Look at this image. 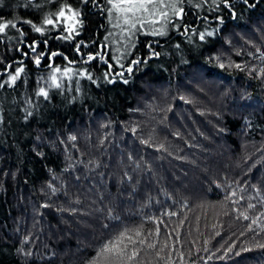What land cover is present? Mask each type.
<instances>
[{
    "label": "trees",
    "instance_id": "obj_1",
    "mask_svg": "<svg viewBox=\"0 0 264 264\" xmlns=\"http://www.w3.org/2000/svg\"><path fill=\"white\" fill-rule=\"evenodd\" d=\"M106 5L0 4V22L19 29L0 33V83L24 69L0 88V264H100L121 232L135 243L111 264H264V0L187 9L179 30L139 35L119 63ZM63 6L81 13L72 40L42 24ZM44 39L73 61L53 68L91 79L57 74L62 88L49 87L48 57L33 62ZM78 41L102 59L83 63Z\"/></svg>",
    "mask_w": 264,
    "mask_h": 264
},
{
    "label": "snow or ice",
    "instance_id": "obj_2",
    "mask_svg": "<svg viewBox=\"0 0 264 264\" xmlns=\"http://www.w3.org/2000/svg\"><path fill=\"white\" fill-rule=\"evenodd\" d=\"M49 3H52L53 0H48ZM56 2H59V0H56ZM78 2L82 5L92 4L93 0H78ZM245 3H247V0H244ZM3 3V0H0V4ZM107 3L111 5V11L114 9L117 13L120 14V16L117 17V20L123 21V24L128 26V34L129 36L135 35V31L137 29V25L140 26L142 29L145 25V21L147 20L148 24H155L157 21L154 19H150V17L153 16H159L163 18L165 21L169 19L167 11H164V9H171L173 12V15L179 16L183 9H180L177 11L176 4L177 0H107ZM230 7V5H228ZM81 13L79 11L73 10L71 6H68L67 12L65 11L64 7H60L58 11L54 13H49L46 15L43 20L42 24L48 26L47 31L49 33L56 31L59 33V35H56L54 39L56 40H72L75 38V36H79L80 32L77 31L78 28H82V21L79 18ZM21 24H27L31 27L32 31L35 33H40L41 35L44 34L45 29L42 27H37L32 23L30 20H22L20 21ZM119 27V23L116 25ZM12 28L19 31L17 28V23L9 20V21H2L0 22V33H4L6 29ZM20 35H23V33H20ZM151 35L156 36H163L166 35L164 31H156L153 30L151 32ZM211 35V33H209ZM52 38V37H50ZM107 39V37H105ZM200 39H204V34H200ZM43 44L45 45L46 51L44 53H36V43L27 45V47L33 52L36 53V59L33 61L34 64L39 65L41 63V58L43 56H47L49 59L48 67L50 69V76H49V87H53L56 89L62 88V83L60 79L58 78L57 74H59L60 77H67L71 79V76L69 75L72 73V75H87L88 79H91V76L86 72H80V73H73L72 69L68 67L67 65H71L73 63L72 60H69L68 57L64 56L62 52H48L47 51V45L48 40L44 39ZM81 45H83L84 48H87L88 45L84 44L83 41H78L75 45V52L77 55H81L82 62L88 63L89 61L96 60L100 57V53L98 52L96 56L93 55H87L86 59L83 58V54L81 53ZM134 47V45H132ZM151 47V45H149ZM155 55H159V53H154ZM24 55H27V53H24ZM53 57H61L65 61H67V65L61 70L59 66L53 68L52 67V58ZM262 60H264V53H261ZM117 63H119V60L117 59ZM132 64H138L140 63L139 60H133L131 62ZM110 68L111 65H108ZM220 67H224L223 64L220 65ZM237 68H240L241 66L239 64L236 65ZM24 71L22 67H18L15 70V75H12L11 73H8L9 79L5 81L4 83H0V88L4 87L5 83L8 84H15L16 80L20 77V74ZM128 72L132 71V68L129 67L127 69ZM262 72H264V69H261ZM105 75H108L105 73ZM127 83V81H124ZM38 96H43L45 99L49 98L48 91L45 90V88L40 87L37 91ZM30 114V113H29ZM70 140H75V136H70ZM147 143V141H145ZM51 191L53 194L56 192L55 188H52L51 185H49ZM235 195V193H233ZM243 198V197H242ZM264 200V198H261ZM249 208H254V204H249ZM245 219H248L247 216L244 217ZM255 223V221H253ZM139 235V233H137ZM128 240L131 243H135L133 241L131 236H128L125 232H121L117 237H115L113 240H110L106 242L102 248L100 249L98 256L101 258L100 264H111L112 258H121L128 252L127 245L124 244V241ZM143 243V241H141ZM123 245V246H122ZM149 247H154V245H149ZM230 250V249H229ZM138 251L133 249L131 251V255L128 256V259H134L138 255ZM238 254V253H237Z\"/></svg>",
    "mask_w": 264,
    "mask_h": 264
},
{
    "label": "rangeland",
    "instance_id": "obj_3",
    "mask_svg": "<svg viewBox=\"0 0 264 264\" xmlns=\"http://www.w3.org/2000/svg\"><path fill=\"white\" fill-rule=\"evenodd\" d=\"M221 1L222 0H177V11L183 9V12L179 16L173 15L170 8L164 9V11H167L168 13L169 19L167 21L159 16L150 17V19H154L157 22L155 24H148L146 20L142 29L139 25H137L138 30L135 31V35L133 36H129L127 30L128 26L123 24L122 19L119 21L117 20V17L120 16V14L114 9L109 11L111 9V5L107 3V31L105 33V37H107V39L104 37V42L109 48L112 59L117 62V59L120 60L130 54L133 49L132 45L135 46L139 35H151L153 30L164 31L167 35L170 32L181 28L183 15L186 13L187 9L194 10L195 15L199 17L202 14L212 13ZM67 9L68 8H65L66 12ZM118 23L120 25L119 27L116 26Z\"/></svg>",
    "mask_w": 264,
    "mask_h": 264
}]
</instances>
